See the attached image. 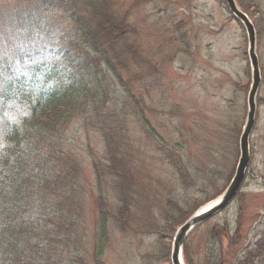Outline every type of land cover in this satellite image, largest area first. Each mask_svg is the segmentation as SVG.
Returning <instances> with one entry per match:
<instances>
[{
  "label": "rangeland",
  "instance_id": "1",
  "mask_svg": "<svg viewBox=\"0 0 264 264\" xmlns=\"http://www.w3.org/2000/svg\"><path fill=\"white\" fill-rule=\"evenodd\" d=\"M90 1L0 0V88L18 73L27 75L29 63L46 61L49 55L60 60L58 49L71 45L77 22L97 0ZM235 1L253 23L259 60L255 123L249 137L250 161L245 182L230 206L198 225L185 239L196 264L208 249L207 231L214 224L231 219L237 207L242 208L239 244L234 257L225 264L232 260L236 264L234 258L244 247H252L259 240V227H264V181L260 177L264 175V0ZM101 2L107 9L106 15L116 17V22L121 20L129 28L126 40L135 42L145 57V63L137 65L130 57L125 61L131 74L139 73L144 102L140 106L147 118L144 124L127 106L123 109L126 115L122 123L111 124L115 125L113 134L120 132L126 137L122 154L128 157L126 162L132 169L133 220L127 233L110 227L109 245L103 259L106 264H170L175 230L171 237L160 241L158 234L142 232L138 223L141 220L161 222L172 197L180 205L189 199V206L196 205V211L217 198L226 187L239 154L238 137L245 121L247 90L251 83L246 33L223 0ZM70 10L76 19L70 17ZM76 12L79 16H75ZM86 17L95 23L93 17ZM30 54L33 58L26 57ZM15 105L3 116L5 121H19L27 115L28 105ZM85 120L70 119L66 126L56 123L55 135L71 142V149L59 153L63 157L72 156L79 172L77 244L85 259L83 264H92L98 181L91 162L92 158L102 160L107 149L105 132L95 129L97 125L91 126L88 122L85 125ZM109 131L108 127V135ZM51 142L56 146L55 139ZM43 143L47 148L49 140ZM163 143L167 147L176 146L175 149L177 143H184L180 164L197 172L188 186L180 184L178 168L166 155ZM219 145H223L226 155L209 157L207 151ZM105 180L100 182L102 195L115 211L116 193L111 182Z\"/></svg>",
  "mask_w": 264,
  "mask_h": 264
},
{
  "label": "trees",
  "instance_id": "2",
  "mask_svg": "<svg viewBox=\"0 0 264 264\" xmlns=\"http://www.w3.org/2000/svg\"><path fill=\"white\" fill-rule=\"evenodd\" d=\"M101 1L92 4L77 22L71 45L58 49L60 60L49 55L46 61L29 63L28 77L24 72L18 73L0 88V128L4 133L0 143V264H83L85 260L76 236L80 219L76 204L79 172L72 156L63 157L59 153L71 149V142L55 135L56 123L66 126L70 119L86 118L85 125L87 122L97 125L95 129H102L106 138L103 159L92 158L91 162L98 181L92 264H106L103 256L109 245L111 226L122 233L130 229L132 169L126 162L128 157L122 154L126 137L120 132L113 134L115 125L111 124L122 123L126 115L123 109L127 106L146 124L147 118L140 106L144 102L139 73L131 74L125 61L130 57L137 65L145 63V57L135 42L126 40L129 28L121 20L116 22V17L106 15L107 9ZM242 8L248 11V7ZM72 13L70 10V17L76 19ZM86 15L93 17L95 23ZM75 16L79 14L76 12ZM10 100L27 104L28 115L20 121L4 122L3 114ZM238 132L239 127L235 137ZM45 139L49 140L47 148L43 143ZM54 139L56 146L51 142ZM163 145L166 155L178 168L180 184L188 186L193 173L197 172L180 164L184 143H177V149ZM207 155L225 156L226 150L223 145L215 146ZM260 177L264 181V175ZM102 180H109L114 188L115 211L102 195ZM171 200L161 222L141 220L138 223L142 232L156 233L163 241L171 237L175 228L196 208V205L189 206V199L183 205L175 203L173 197ZM241 209L237 207L231 219L214 224L207 231L208 249L198 264H225L234 257L240 238ZM164 247L169 249L167 244ZM167 254L168 251L166 257ZM183 259L185 264H196L187 241L183 245ZM234 261L236 264H264V227H259V240L252 247H244Z\"/></svg>",
  "mask_w": 264,
  "mask_h": 264
},
{
  "label": "water",
  "instance_id": "3",
  "mask_svg": "<svg viewBox=\"0 0 264 264\" xmlns=\"http://www.w3.org/2000/svg\"><path fill=\"white\" fill-rule=\"evenodd\" d=\"M227 8L233 14V16L238 19L243 25L248 42V57L251 65V84L248 90L247 95V114L246 120L239 137V159L237 162V166L235 169V173L230 180L228 186L223 191V193L215 199L213 202L205 206L204 208L198 210L194 214H192L181 226L176 230L172 246L170 252V262L171 264H183L181 260V249L182 244L187 236V234L191 231V229L199 224L200 222L206 220L211 215L216 213L217 211L224 208L234 197L236 192L238 191L245 175V169L247 163L249 161V149H248V137L251 132V129L254 124V116H255V94L257 92L260 76H259V68H258V60L255 55V31L253 24L247 17V15L237 6L235 0H224Z\"/></svg>",
  "mask_w": 264,
  "mask_h": 264
}]
</instances>
